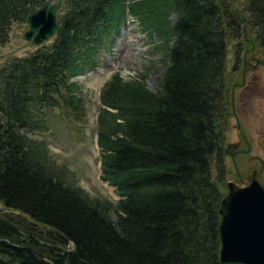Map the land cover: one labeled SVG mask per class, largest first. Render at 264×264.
Listing matches in <instances>:
<instances>
[{
    "label": "trees",
    "instance_id": "1",
    "mask_svg": "<svg viewBox=\"0 0 264 264\" xmlns=\"http://www.w3.org/2000/svg\"><path fill=\"white\" fill-rule=\"evenodd\" d=\"M46 1L0 0V48ZM126 12L167 50V66L155 91L145 75L118 72L100 91L96 144L111 201L69 182L24 130L47 133L55 111L85 118L72 80L112 46ZM56 20L49 43L0 65V204L20 213L0 214V264H219L227 42L247 43L246 32L264 55V0H68Z\"/></svg>",
    "mask_w": 264,
    "mask_h": 264
},
{
    "label": "rangeland",
    "instance_id": "2",
    "mask_svg": "<svg viewBox=\"0 0 264 264\" xmlns=\"http://www.w3.org/2000/svg\"><path fill=\"white\" fill-rule=\"evenodd\" d=\"M227 1L238 8L241 7L243 0ZM171 19H175V15H172ZM27 29V26H13L10 42L5 47L0 48V65L5 64L12 58L26 57L35 51L37 47H34L22 37H18V35L24 34ZM244 36L249 40L247 43L242 39L238 42H227L226 71L228 73L229 90L232 89L235 83H241V69L248 68L247 63L254 65L255 59L264 57L255 47L252 48L250 37L246 32ZM111 41H113L111 48L102 51L98 57L96 73L87 78L82 76L72 80L82 87L85 99V118L75 123L66 120L55 111L46 119L47 133H38L28 129H25L24 132L30 137L46 142L52 160L66 169L69 182L74 183L75 186L84 190L92 198L117 201L119 198L115 193V188L100 179V153L96 145L97 116L100 108L99 94L104 84L116 72L125 80L145 75L147 88L155 91L162 72L167 66L165 57L167 50L160 47L162 44L157 38L144 35L140 25L131 18L129 12H126L119 33L113 36ZM237 44H240L242 49L240 62L238 63L239 70L234 73L235 47ZM245 51L247 52L246 65L241 62ZM256 68L251 72H246L245 78L248 83L246 87L235 89L234 110L246 135L245 137L251 144L250 153L235 156L234 161L241 174L246 173L250 167L259 168L260 164L256 158L264 161V150L257 143V140L264 136V67L257 66ZM235 126L236 120L232 116L231 108V115L225 127L224 152L228 149V145L233 146L235 144H239L240 148L246 149ZM224 164L227 174L225 177L226 184L234 180L231 175L235 171L232 159L226 154ZM212 174L215 175L214 167L212 168ZM0 214L20 216L19 212L11 211L2 204H0Z\"/></svg>",
    "mask_w": 264,
    "mask_h": 264
},
{
    "label": "water",
    "instance_id": "3",
    "mask_svg": "<svg viewBox=\"0 0 264 264\" xmlns=\"http://www.w3.org/2000/svg\"><path fill=\"white\" fill-rule=\"evenodd\" d=\"M66 1L44 2L28 17V30L18 37L34 46L49 43L57 32L56 12ZM255 63L264 67V57ZM232 162L239 182L226 183L218 208L219 264H264V177L251 168L242 179Z\"/></svg>",
    "mask_w": 264,
    "mask_h": 264
},
{
    "label": "flooded vegetation",
    "instance_id": "4",
    "mask_svg": "<svg viewBox=\"0 0 264 264\" xmlns=\"http://www.w3.org/2000/svg\"><path fill=\"white\" fill-rule=\"evenodd\" d=\"M246 51H245V53L243 54V62H244V64L246 65V63H245V57H246ZM256 60V59H255ZM252 61V60H251ZM250 61V62H251ZM247 65L249 66L248 68H242L241 69V83L240 84H238V83H235L234 84V86H233V88L231 89V108H232V116L235 118V120H236V129L237 128H239V135L241 136V139H242V143L244 144V146H245V148L246 149H242V148H240V146H239V144H235V145H233V146H230V145H228V146H230L227 150H225V154L227 155V156H230V158L232 159V160H234L235 159V156H240V155H245V154H247V153H250V151H251V149H250V146H251V144L248 142V140H247V138L245 137L246 135H245V133H244V131H243V129H242V127H241V125H240V122L238 121V118H237V115H236V113H235V89L238 87V88H245L246 87V85L248 84L247 83V81H246V78H245V75H246V72H251L252 70H255V69H257L256 67H257V65H256V63H255V61H254V65H252L251 63H247ZM257 143H258V145L260 146V148L261 149H263L264 150V136H261L258 140H257ZM250 158H253V157H250ZM256 160L259 162V168H256V167H250V168H248L247 169V172L249 171V169H251V168H255V169H257V170H260L261 171V175L263 176V173H264V161H261V160H259L258 158H256ZM237 166V165H236ZM238 168V167H237ZM239 170V169H238ZM240 172V171H239ZM247 172L246 173H240L241 174V177H242V179H245V177H246V174H247ZM231 176H233V178H234V180L233 181H236V182H239L238 181V178H237V176H236V174H235V172H234V174L233 175H231Z\"/></svg>",
    "mask_w": 264,
    "mask_h": 264
}]
</instances>
